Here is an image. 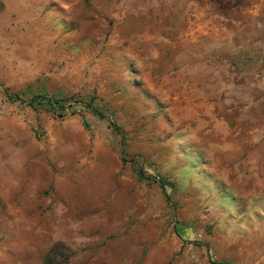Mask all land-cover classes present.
<instances>
[{
  "label": "rangeland",
  "instance_id": "1",
  "mask_svg": "<svg viewBox=\"0 0 264 264\" xmlns=\"http://www.w3.org/2000/svg\"><path fill=\"white\" fill-rule=\"evenodd\" d=\"M0 147V264H264V0H0Z\"/></svg>",
  "mask_w": 264,
  "mask_h": 264
},
{
  "label": "trees",
  "instance_id": "2",
  "mask_svg": "<svg viewBox=\"0 0 264 264\" xmlns=\"http://www.w3.org/2000/svg\"><path fill=\"white\" fill-rule=\"evenodd\" d=\"M5 92L7 93L8 97L10 98H19V94L17 93H12L9 91V89H5ZM48 101L50 103H60L63 99L58 98L56 96H49L47 94H42V93H38L35 94L30 100H29V104H34L35 102L41 103L43 101ZM86 105L91 106V103L87 102ZM62 107H64V105H61ZM100 114H103V112L98 111ZM113 124L115 125V127L117 128V130H120L119 125H117L115 122H113ZM123 143L125 144V140L123 141ZM125 160V159H124ZM163 186H165V183H163ZM57 245L52 247L51 250L47 253L44 261L41 264H62L64 261H57L56 257H57ZM221 264H231L229 262H220Z\"/></svg>",
  "mask_w": 264,
  "mask_h": 264
},
{
  "label": "crops",
  "instance_id": "3",
  "mask_svg": "<svg viewBox=\"0 0 264 264\" xmlns=\"http://www.w3.org/2000/svg\"><path fill=\"white\" fill-rule=\"evenodd\" d=\"M5 4H8L9 3V0H2ZM6 149L3 148V147H0V170H1V174H3V170L5 168V164L4 162L7 160L6 157H8L10 154H12L13 152L11 151V153H8V155L4 158V151ZM3 157V158H2Z\"/></svg>",
  "mask_w": 264,
  "mask_h": 264
}]
</instances>
